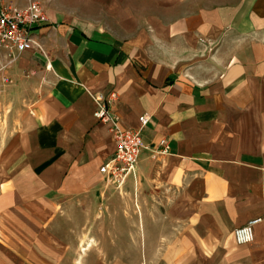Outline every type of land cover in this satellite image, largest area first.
<instances>
[{
    "label": "crops",
    "instance_id": "crops-1",
    "mask_svg": "<svg viewBox=\"0 0 264 264\" xmlns=\"http://www.w3.org/2000/svg\"><path fill=\"white\" fill-rule=\"evenodd\" d=\"M34 1V45L0 72L8 246L81 250L112 230L146 231L148 180L172 194L154 200L172 236L152 250H172V264H264V0ZM97 94L122 130L149 119L122 198L99 172L115 143L93 116ZM162 140L169 153L154 154ZM260 218L236 244L233 231Z\"/></svg>",
    "mask_w": 264,
    "mask_h": 264
},
{
    "label": "rangeland",
    "instance_id": "rangeland-1",
    "mask_svg": "<svg viewBox=\"0 0 264 264\" xmlns=\"http://www.w3.org/2000/svg\"><path fill=\"white\" fill-rule=\"evenodd\" d=\"M137 170L136 166L135 173ZM127 183L128 180L119 188L112 186V193L122 198L124 196L122 194H127L130 190L125 188ZM129 187L131 188V186ZM141 187L143 188L141 197L144 199L146 231H135L131 229V225H128L130 228L128 231L112 230V239L105 240L98 237L89 240L82 239L81 250H40L39 244L37 246L39 250H14L15 247L10 248L8 244H18L16 239L10 237V233L14 235L15 232L13 230L9 232L8 224H0V264H172V250H152L153 247H158L159 243L166 245L169 237L172 236V223L168 221L169 207L166 206L161 210L159 207L154 208V200L156 199L155 201L158 202L162 198L172 199V194L169 190H162L155 186L154 182L148 180H141ZM107 194L108 192L102 199H99L103 202L99 211H104V201ZM113 211H116L115 207ZM159 211L162 214H159ZM164 216L167 221L164 220ZM94 225L99 229L97 224ZM54 230L56 231V227ZM159 237L161 239H158ZM106 242L113 250H110V247L105 249ZM50 245L54 248L59 246L57 240L52 239H50ZM138 246L141 248L145 246L146 250H138ZM86 247L91 248V250H83Z\"/></svg>",
    "mask_w": 264,
    "mask_h": 264
},
{
    "label": "built area",
    "instance_id": "built-area-1",
    "mask_svg": "<svg viewBox=\"0 0 264 264\" xmlns=\"http://www.w3.org/2000/svg\"><path fill=\"white\" fill-rule=\"evenodd\" d=\"M44 21L41 5L34 0H28L23 7L12 4L0 3V72L13 64L28 46H33V30ZM111 99L105 100L104 96H94L96 110L93 116L98 121L110 126L115 143V152L110 160L104 163L99 172L108 182L120 187L134 175L137 159L145 148L141 129L147 124V116H141L140 130H122L116 117L107 108ZM158 149L152 152L157 155H167L169 145L167 140H162ZM262 219H255L233 231V237L238 245H246L253 240V227Z\"/></svg>",
    "mask_w": 264,
    "mask_h": 264
},
{
    "label": "bare ground",
    "instance_id": "bare-ground-1",
    "mask_svg": "<svg viewBox=\"0 0 264 264\" xmlns=\"http://www.w3.org/2000/svg\"><path fill=\"white\" fill-rule=\"evenodd\" d=\"M136 205H138V204H136ZM136 207H137V206H136ZM136 209H137V208H136ZM136 209H135V210H136ZM138 211H139V210H138Z\"/></svg>",
    "mask_w": 264,
    "mask_h": 264
}]
</instances>
